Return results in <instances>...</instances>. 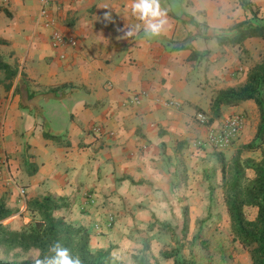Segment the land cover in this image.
Instances as JSON below:
<instances>
[{
  "label": "crops",
  "instance_id": "1",
  "mask_svg": "<svg viewBox=\"0 0 264 264\" xmlns=\"http://www.w3.org/2000/svg\"><path fill=\"white\" fill-rule=\"evenodd\" d=\"M252 2L264 17V0ZM132 3L65 0L61 29L78 43L55 48L50 31L38 23L40 0H0V39L5 40L0 54L20 68L10 89L0 85V113L6 116L0 197L20 206V213L26 210L18 200L22 188L28 197L48 192L67 197L76 221L86 226L94 216L114 211L103 202L106 196L136 198L152 182L155 188L147 193H162L157 181L171 180L176 171V160L166 153L209 131V125L199 128L185 120L182 103L167 104L177 101L174 88L185 89L194 71L203 72L205 81L199 83L212 87V97L221 87L246 81L250 65L241 55L243 50L256 55V37L237 45L219 40L221 30L252 17L239 0H159L166 23L158 35L145 31ZM22 71L28 82L16 92ZM135 93L139 104L130 101ZM52 98L69 113L64 129H56L46 114ZM246 110L259 114L256 103L247 100L223 106L211 125ZM44 123H51L61 140L45 137ZM250 125L246 120L238 140L251 136ZM28 162L37 164L34 173Z\"/></svg>",
  "mask_w": 264,
  "mask_h": 264
},
{
  "label": "rangeland",
  "instance_id": "2",
  "mask_svg": "<svg viewBox=\"0 0 264 264\" xmlns=\"http://www.w3.org/2000/svg\"><path fill=\"white\" fill-rule=\"evenodd\" d=\"M230 1L234 4L237 0ZM255 8L258 10L256 23L263 24L264 17L259 16L261 8L258 6ZM253 39L257 40V43L253 44L256 55H251L248 50L247 52L243 50L241 55L250 67L264 59V38ZM204 77L203 72L194 71L188 77L189 82L185 89L174 88L173 92L176 100L183 104L181 112L185 120L199 128L207 125L206 121L210 114L205 110L210 109L212 100V87L204 83L202 88L199 83L205 81ZM251 102L255 104L254 101ZM194 104L205 110L199 112ZM198 113L203 114L204 121L198 117ZM243 113L250 121L252 126L250 129L253 132L251 130L250 137L247 135L245 141L237 140L225 152L227 160L231 159L240 144L248 140L250 142L255 136L254 126L259 121V114L250 115L247 110ZM46 114H50L55 120L53 126L56 129H64L69 123V113L58 98L50 100ZM53 126L46 123L45 128L51 131ZM178 144L174 154L166 153L169 161L176 160L174 163L176 171L171 180L157 181V188L163 189L162 193L158 195L154 192L147 193L151 188H155L152 182L151 186L149 185L151 188L144 190L143 194L136 198L117 195L102 199L105 203L108 201L110 204L108 208L114 211L104 214L103 218L94 216L90 219L88 226L91 238L93 237L92 248L111 246L116 257L114 264H138L136 255L145 256L155 264H174L173 258H164L162 255L164 251H178L181 259H194L196 264H252L249 250L243 247L231 228L222 185L219 152L209 144L206 145L207 136L204 132L199 133L193 141L183 140ZM243 157L259 159L261 151H245ZM247 174L249 177L254 176L251 169L247 170ZM27 198V193L24 195L20 193L18 196L22 204L26 203ZM14 208L21 207L17 205ZM245 212L249 218H254L257 208L246 206ZM57 215H65L70 221L77 222L76 214L71 208L62 209ZM32 218L29 211L25 210L22 213L18 211L5 219L4 223L9 229L19 230ZM35 254L36 252H29L22 256L32 257ZM5 256L12 257L13 252L7 255L0 246V257Z\"/></svg>",
  "mask_w": 264,
  "mask_h": 264
},
{
  "label": "trees",
  "instance_id": "3",
  "mask_svg": "<svg viewBox=\"0 0 264 264\" xmlns=\"http://www.w3.org/2000/svg\"><path fill=\"white\" fill-rule=\"evenodd\" d=\"M239 1L245 10L251 11L252 17L221 30L220 43L237 45L250 37L264 38V23H256L258 10L254 8L252 0ZM0 42L5 43V40L0 39ZM196 53L193 52V57ZM19 73L18 64L10 63L0 54V85L10 89ZM21 77L16 92L28 82L26 72L22 71ZM247 100H253L259 112L254 138L250 142L240 144L230 160L226 158V151L215 150L219 152V161L222 165V185L232 231L243 247L249 250L252 264H264V59L250 67L244 83L216 90L211 100L210 117L206 124L211 125L222 116L223 106H235ZM198 111L203 110L198 108ZM34 131L35 126L25 133L29 136ZM44 136L61 140L62 135L45 128ZM26 146L29 147V144ZM245 151H261V157L259 159L243 157ZM28 163L33 166L30 172L34 173L37 164ZM248 169L253 170V177L248 176ZM71 205L70 199L52 192L28 197L26 210L33 218L22 229L15 230L9 229L4 220L19 209L11 207L7 197H0V246L7 255L13 252L12 257H0V264H32L31 257L22 254L29 252L50 254L49 246L55 242H60L68 248L74 257H79L81 264H114L116 257L111 246L92 248V235L88 226L74 223L65 215H57V212L68 209ZM246 206L257 208L254 218L246 215ZM187 222L186 215V224ZM162 255L166 259L173 258L174 264H196L194 259H181L178 251H164ZM135 259L138 264H155L145 256L136 255Z\"/></svg>",
  "mask_w": 264,
  "mask_h": 264
},
{
  "label": "built area",
  "instance_id": "4",
  "mask_svg": "<svg viewBox=\"0 0 264 264\" xmlns=\"http://www.w3.org/2000/svg\"><path fill=\"white\" fill-rule=\"evenodd\" d=\"M65 9V0H40V10L38 23L41 27L50 31L51 44L55 48L76 46L78 40L72 35H68L61 29V24ZM132 103L139 104L140 94L135 93L130 100ZM167 104L180 105L178 101L171 100ZM198 117L204 121L202 113ZM246 115L243 112H235L228 115L221 124L209 125L207 134V143L220 151H227L240 138L242 130L246 123ZM207 122V121H206ZM6 116L0 113V157L6 162L4 156L3 143L5 135ZM20 193L24 195L25 190L22 188Z\"/></svg>",
  "mask_w": 264,
  "mask_h": 264
},
{
  "label": "clouds",
  "instance_id": "5",
  "mask_svg": "<svg viewBox=\"0 0 264 264\" xmlns=\"http://www.w3.org/2000/svg\"><path fill=\"white\" fill-rule=\"evenodd\" d=\"M132 11L145 22V31L151 35H158L166 23L159 0H133ZM48 252L33 255L32 264H81L79 257H74L60 242L50 245Z\"/></svg>",
  "mask_w": 264,
  "mask_h": 264
}]
</instances>
